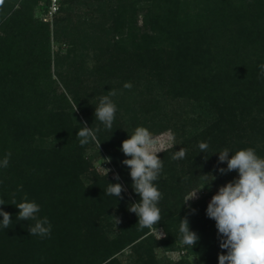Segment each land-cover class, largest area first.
<instances>
[{"label":"trees","instance_id":"trees-1","mask_svg":"<svg viewBox=\"0 0 264 264\" xmlns=\"http://www.w3.org/2000/svg\"><path fill=\"white\" fill-rule=\"evenodd\" d=\"M171 1L117 0L99 29L103 37L95 38L100 66L91 80L59 70L92 41L89 33L77 36L75 19L92 14L83 8L93 9L106 0H62L52 21L58 27V53L50 42L51 22L40 19L46 11L41 0L0 2V133L5 129L22 146L9 166L0 168V198L10 202L16 192L19 202L27 193L41 206L39 216L48 217L52 225L50 237L30 235L33 222L18 221L15 205H0L13 222L7 229L0 225V264H121L119 256L128 247L133 253L130 264H160L155 247L173 250L182 242L180 219L185 217L199 236L193 248L185 245L189 254L206 264H218V255L226 254L219 247L216 221L206 215L208 204L200 200L186 206L185 199L188 188L201 183L203 175L227 167L218 164L222 149L234 154L252 148L264 158V75L259 67L264 63V0H200L192 12L183 11L180 0L169 6ZM205 1L210 4L202 8ZM140 11L141 34L135 32ZM53 68L58 70L56 78ZM144 71L158 73L159 78L149 80L138 95L133 92L136 86L124 88L126 82L142 83ZM111 89L116 90L114 103L125 102L117 104L116 136L107 135L95 120L99 97ZM120 89L130 94L120 98ZM164 98L186 101L192 115L172 125L176 142L157 153L163 170L154 183L163 198L158 203L161 220L153 229L165 232L159 242L150 229L137 225L132 212L117 230L115 211L125 209L128 214L127 201L132 197L137 203L140 197L132 188L130 169L118 160L121 147L112 138L126 140L134 132L125 116L135 122L144 114L147 121L160 118V130L169 127L172 120ZM84 122L100 128L98 141L106 154L102 160L111 158L119 181L98 173L92 164L88 151L95 142L79 144L76 132ZM199 142L209 144L207 152H200ZM181 147L187 149L186 158L172 160ZM227 174L233 179L238 173ZM108 183L124 186L123 199L105 195ZM20 185L22 192H17Z\"/></svg>","mask_w":264,"mask_h":264},{"label":"clouds","instance_id":"clouds-1","mask_svg":"<svg viewBox=\"0 0 264 264\" xmlns=\"http://www.w3.org/2000/svg\"><path fill=\"white\" fill-rule=\"evenodd\" d=\"M259 67L261 75H264V63ZM131 87V82L124 84V88L131 89ZM115 95L116 90L111 89L106 95L99 97V104L95 107V120L101 122L109 131L112 130L118 110L112 100ZM79 125L81 127L76 132L79 144L83 147L96 142L100 146L97 136L100 128L93 129L86 122ZM172 139L174 140V136ZM198 147L200 152L205 153L209 144L199 142ZM120 150L129 157L124 159L122 164L130 169L132 188L140 197L139 202L129 206V211L136 214L137 225L141 229H152L161 220L158 203L163 198V194L154 182L158 181L163 170V160L157 156V153L163 152V146L147 128L139 126L128 139L122 141ZM186 153L187 149L181 147L179 151L172 154L171 159L174 161L185 159ZM10 157V152L5 154L3 160H0V168L9 166ZM103 160L105 163L111 162L110 157ZM219 163L227 164L226 168L218 169L221 175L234 170L238 175L219 187L206 209L207 217L216 221L219 247L226 250V254L222 252L218 255V264H264V158L258 157L252 148L239 149L234 154L229 148H224L218 152ZM104 169L106 175L111 171V169ZM206 176L207 174L201 178L206 179ZM114 179L119 181V174H115ZM22 189V185L18 186L17 192H22ZM125 191L126 189L120 183H108L104 192L105 195L123 199L122 193ZM199 191L187 199L185 204L188 200L196 198ZM11 195L10 202L0 198V205L6 203L15 205L19 209L16 217L18 221H32L33 223L28 226L30 235H38L41 238L50 237L52 225L48 217L39 216L41 206L35 200H30L27 193L21 196L19 202L16 199V192ZM191 211L195 212L194 209ZM0 216L3 217L0 225L4 229L12 226L11 213L0 208ZM114 218L118 224L119 219L115 216ZM179 233L182 243L191 248L199 240L198 234L190 230L187 217L180 219Z\"/></svg>","mask_w":264,"mask_h":264},{"label":"rangeland","instance_id":"rangeland-1","mask_svg":"<svg viewBox=\"0 0 264 264\" xmlns=\"http://www.w3.org/2000/svg\"><path fill=\"white\" fill-rule=\"evenodd\" d=\"M176 0H172L168 5L169 6H174V2ZM182 1V9L183 11H188L192 12L195 10V8L198 7V2L200 3V0H180ZM222 0H217V2H221ZM227 1V0H225ZM237 0H234L233 3H235ZM117 0H106L104 2V5L97 6L93 9H90V7H86L82 9V12L84 13H92L88 14L87 16L83 17H77L75 19V22L73 24V29L76 30L77 36H85L86 33H89L90 36L88 38H92V41L89 42L87 45L85 44L81 51L79 52L78 56L74 58H70L68 62H63V66L61 68V72L65 73L67 72L72 74V75H77L83 80H91L93 76L95 75L94 70L95 68L99 65L100 66V57H98L100 54L98 53V49L95 48L96 43H95V38L101 37L102 33L99 29H101V24L106 21L107 18L111 17V9L113 5H116ZM206 2V3H205ZM201 3V7L203 8L204 6L210 4V1L207 3L205 1ZM213 3V2H211ZM233 5V4H232ZM91 10V11H90ZM35 16L37 17L38 14L35 9ZM143 11H140L138 14V25H136V33H142L144 30L142 29L144 27V16ZM39 19V17H37ZM40 19L43 22H47L43 17H40ZM83 20H88L92 26L87 27V25L83 24ZM50 25V42L52 45V50L55 53L61 52V48L57 44V38H58V33H56V30L58 29L56 25V21L49 23ZM59 31V30H58ZM103 37V36H102ZM111 37V36H110ZM60 39V38H59ZM61 42H65L64 37H61ZM107 40V39H106ZM53 74L54 77L56 78V75L58 74V70L53 68ZM66 74V73H65ZM142 83H134L132 84L131 89L136 86L138 91H133L135 92L134 95L141 94V92L144 90V86L148 84L147 82L149 80H156L159 78V74L155 72H148L144 71L142 74ZM141 91V92H140ZM118 95L120 98L127 97L129 94H125L122 89L118 90ZM167 99V98H164ZM125 103V102H124ZM121 99H119V102L115 101V105L120 106L124 104ZM191 106L186 102V101H173L171 99H167L166 103V108L165 111L170 114L171 122L170 126L167 127L166 129H161L159 128L160 118L156 119L155 121H147L146 119L148 118L147 116H144V114H138L137 120L133 122L131 121L129 116L124 117V121L128 124V128H131L132 131H134L137 127L143 126L147 128L154 136L157 138V140L160 142V144L163 146V151L172 147V145L176 142V137L175 133L173 132L172 125H179L181 122L183 123L184 119L191 116ZM135 117V118H136ZM114 125L112 127V130L107 132V135H115L116 132L113 131ZM4 130V131H3ZM0 133V157L4 158L5 154L10 152L11 156L18 154L22 150V146L20 143L15 142L13 139V135H10L5 129H2ZM157 132V133H154ZM116 136V135H115ZM174 136V140L172 137ZM52 137L47 139L45 141L46 145H49L48 142L52 141ZM125 139L119 137H114L112 138L113 144L116 145V147H121L122 141ZM118 142V143H117ZM88 155L93 158V165L96 168L97 172L106 175V170L111 169V171L108 173L109 175H112L114 177L115 174H119L118 168L113 164V163H105L104 160H102V156H106V154L102 151L101 147L98 145V143L95 142V146L88 151ZM11 158V157H10ZM108 158V157H107ZM129 157H126L124 153L119 151L118 155V160L123 161L124 159H127ZM219 169V168H218ZM218 169H214V171H210L206 179H202L201 183L199 184H194L191 187L188 188V192L186 194V199L191 198L195 192L201 190L197 193L196 198L190 199L187 201L186 206H190L193 203L200 201V200H205V202L208 204L214 194L217 193L219 187L225 185L226 183L232 181L234 178L237 177V175L233 178L230 179L229 177H225L224 175H221L218 171ZM226 175V174H225ZM228 175V174H227ZM215 179H214V177ZM214 179V180H213ZM204 187V188H203ZM133 203H136L134 198H130L129 201H127V208L129 211V206ZM125 209H117L115 211V217L119 219V223L117 224V230L120 229V226L124 225L127 223V220L131 218V213L130 211L128 214H125L123 211ZM130 213V214H129ZM114 217V216H113ZM116 221V219H115ZM117 223V221H116ZM150 233L153 234L155 241H161L165 237V232L162 228L159 229H150ZM155 256L156 258L160 261V264L163 263H175L180 260H185L188 261L189 264H206V261L202 259L201 257H198L193 254H189L185 248V244L182 242H178L175 244V247L173 250H166L163 247L156 246L155 247ZM133 253L130 247H128L124 252L123 255L119 256L121 264H130L131 261L133 260L132 257ZM216 264V263H215Z\"/></svg>","mask_w":264,"mask_h":264},{"label":"built area","instance_id":"built-area-1","mask_svg":"<svg viewBox=\"0 0 264 264\" xmlns=\"http://www.w3.org/2000/svg\"><path fill=\"white\" fill-rule=\"evenodd\" d=\"M62 0H41V4L46 8L44 19L52 22L61 7Z\"/></svg>","mask_w":264,"mask_h":264}]
</instances>
